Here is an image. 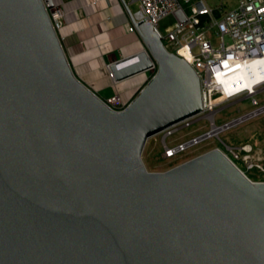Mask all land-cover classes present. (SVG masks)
<instances>
[{
    "label": "water",
    "instance_id": "water-1",
    "mask_svg": "<svg viewBox=\"0 0 264 264\" xmlns=\"http://www.w3.org/2000/svg\"><path fill=\"white\" fill-rule=\"evenodd\" d=\"M133 25L145 50L114 81L158 69L116 112L77 77L44 0H0V264H264V182L218 149L147 170L148 141L204 99L188 62Z\"/></svg>",
    "mask_w": 264,
    "mask_h": 264
},
{
    "label": "built area",
    "instance_id": "built-area-1",
    "mask_svg": "<svg viewBox=\"0 0 264 264\" xmlns=\"http://www.w3.org/2000/svg\"><path fill=\"white\" fill-rule=\"evenodd\" d=\"M50 1L53 2V8ZM137 2L139 11L134 15V21L153 26L166 49L188 62L200 78L204 99L202 115L159 134L164 149L163 158L165 160L178 158L203 142L216 138L222 142L223 148L215 149H218L249 179L237 163L242 161V154L251 153L252 148L232 147L225 144L220 135L231 129L232 123L217 126L215 115L221 104L249 94L248 91L235 87L226 90L220 78H225L228 73L247 66L264 55V0H238L239 5L228 11L224 10V6L218 8L210 6L207 0H137ZM44 4L63 45L65 39L60 36V30L65 11L58 0H44ZM180 12L186 18L185 22L178 15ZM169 17H174L175 23L166 30V33H162L160 23ZM128 31L135 33L134 25L129 27ZM214 39L219 41L218 46L214 45ZM169 47L174 51L169 50ZM152 62V67L143 73L146 76L144 85L157 73L158 66L155 61ZM261 86L256 90L258 91ZM142 89L139 88L137 91ZM134 98V95L126 98L123 94L115 93L102 99L110 109L121 112L128 108ZM202 117L210 121L209 132L175 146L168 144V139L181 130L191 127ZM250 167L254 169L251 164Z\"/></svg>",
    "mask_w": 264,
    "mask_h": 264
},
{
    "label": "crops",
    "instance_id": "crops-1",
    "mask_svg": "<svg viewBox=\"0 0 264 264\" xmlns=\"http://www.w3.org/2000/svg\"><path fill=\"white\" fill-rule=\"evenodd\" d=\"M58 3L65 11L60 36L65 39L63 47L77 77L101 98L115 93L125 95V87L119 83L131 79L132 89L142 88L145 74L116 82L110 71L113 63L145 50L137 31H128L135 15L132 8L134 5L139 8L137 0H58Z\"/></svg>",
    "mask_w": 264,
    "mask_h": 264
},
{
    "label": "rangeland",
    "instance_id": "rangeland-1",
    "mask_svg": "<svg viewBox=\"0 0 264 264\" xmlns=\"http://www.w3.org/2000/svg\"><path fill=\"white\" fill-rule=\"evenodd\" d=\"M207 2L214 8L224 6L223 8L225 11L235 9L239 5L238 0H207ZM185 7H187V5H185ZM132 9L136 14L139 9L138 5H134ZM174 23V17H169L161 21V32L166 33V30L172 27ZM213 43L218 46L219 41L214 39ZM169 50L174 51L171 47H169ZM249 79L252 81L251 75ZM132 81L133 79L119 83V86L123 85L125 87L124 94L126 98H129L133 92H136V94L133 93L134 97H136L140 91L132 89ZM236 82L241 84L239 79L236 80ZM105 94L109 95V92H105ZM255 102L258 104L255 105ZM262 108H264V85L258 89L255 95L244 94L232 101L221 104L215 115V123L217 126H223L237 120L240 117L257 112ZM210 130V121L207 118L202 117L199 121L194 122L191 127L181 130L168 139V144L170 146H175L178 143L186 142L192 138L206 134ZM220 138L225 144L232 147H251L252 152L249 154L243 153L242 161L237 164L240 169L246 173L249 179L255 182H264V112L257 114V116H254L245 122L233 126L228 131L223 132L220 135ZM216 147L223 148L222 142L216 138H212L178 158L165 160L163 158L164 149L161 136L157 135L148 141L143 154V161L149 172H165L184 162L203 155ZM250 164L254 166V169L251 167L249 168Z\"/></svg>",
    "mask_w": 264,
    "mask_h": 264
},
{
    "label": "bare ground",
    "instance_id": "bare-ground-1",
    "mask_svg": "<svg viewBox=\"0 0 264 264\" xmlns=\"http://www.w3.org/2000/svg\"><path fill=\"white\" fill-rule=\"evenodd\" d=\"M250 75L252 81L249 79ZM238 79L241 84L236 82ZM220 82L226 90L235 87L248 91L249 94H256V88L264 84V55L251 64L228 73L225 78H220Z\"/></svg>",
    "mask_w": 264,
    "mask_h": 264
}]
</instances>
